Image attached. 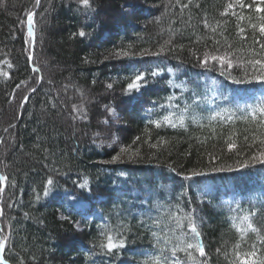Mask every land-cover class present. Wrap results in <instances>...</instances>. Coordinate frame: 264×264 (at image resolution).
Masks as SVG:
<instances>
[{"label":"trees","instance_id":"1","mask_svg":"<svg viewBox=\"0 0 264 264\" xmlns=\"http://www.w3.org/2000/svg\"><path fill=\"white\" fill-rule=\"evenodd\" d=\"M108 1L90 0L85 9L79 0H41L31 45L27 14L35 0H0L4 256L10 264H146L159 255L158 241L164 246V238H172L174 218L194 213L206 256L194 254L207 264H231L240 243L233 225L246 227L240 217L250 215L264 236V163L252 159L264 151V126L243 107L233 111L241 115L221 117L230 92L237 96L238 87L251 83L264 88L253 78L258 66L247 63L260 53L255 41L264 39L251 27L259 24L257 14L237 5V15L221 16L235 0H192L182 16L177 0H141L131 6L133 13L120 10L122 0ZM205 19L215 33L204 28ZM206 53H228L232 68L202 66ZM118 56L121 62H105ZM140 73L146 80L126 92ZM112 91L116 101L109 98ZM113 102L126 104L129 129L122 148L108 152L92 135L101 127L103 106ZM49 177L55 184L45 195ZM78 201L87 205L84 212ZM78 221L82 228L74 231ZM105 225L125 241L114 254L99 247ZM253 244L264 254L252 232L240 251ZM177 257L190 264L185 253Z\"/></svg>","mask_w":264,"mask_h":264},{"label":"snow or ice","instance_id":"2","mask_svg":"<svg viewBox=\"0 0 264 264\" xmlns=\"http://www.w3.org/2000/svg\"><path fill=\"white\" fill-rule=\"evenodd\" d=\"M179 7L181 9V16L185 9L190 8L192 5V0H188V3H182L181 0H177ZM41 0H35V7L40 6ZM79 4L83 6L85 9H90L91 4L90 0H79ZM239 5L241 8H247L249 11H254L257 15L255 16V20L259 21V24L251 23L253 17H248L251 27L255 30L258 27L260 37L264 38V0H252V3H245V0H235V3H228L224 11L221 13V16H226L230 12L232 15H237L233 9ZM199 7V5H197ZM47 11V10H45ZM34 15L35 13L29 11L27 14V27H28V35L30 37L34 36L33 27H34ZM43 15V14H41ZM240 20L245 19L244 16L240 15L238 17ZM204 28L208 29L211 28V25L207 19L203 21ZM217 27H219V22H217ZM212 32L215 33L217 31L216 28H211ZM179 31V30H177ZM239 32L243 33L244 29L239 28ZM79 36H85V32H79ZM259 43L260 53H255L252 59L247 61L248 64L252 65L253 68H257V74L253 77L256 80L264 82V39L260 41H255ZM165 43H171V40L166 41ZM182 47V46H181ZM231 47V46H229ZM161 51H163L164 45H160ZM160 53H153V55H159ZM209 60L219 62L221 67L225 64L228 67L232 66L231 60L228 58V53L225 55H211L209 56L207 53L204 55L203 59L200 61L202 66L208 64ZM28 61L31 63L33 61L32 55L28 56ZM11 67V65H9ZM32 71L34 73H39L40 69L38 67L33 66ZM3 75H7V73H3ZM152 76H156V72L151 73ZM42 77L37 78L36 83H41ZM146 77L143 73L137 74L132 81L127 85L126 92H130L132 90H138L141 86V82L145 81ZM238 83L241 81H237ZM23 83V82H21ZM20 88V84L16 85V89ZM108 88H112V85L109 84ZM15 92V90H13ZM32 92H35L36 89H31ZM29 97L25 95L21 102V107L28 101ZM219 115V114H217ZM248 115L251 116L253 121H256L261 126H264V102H262L258 107L252 108ZM214 118V117H213ZM180 126L183 127V116L181 115L179 118ZM165 122L170 124L171 127L175 128L177 125L172 123L171 120L165 117ZM156 127H160L161 124L159 121H151ZM139 139V137H137ZM264 143V141H262ZM234 145L229 144L228 149L229 151L232 150ZM121 151H125L121 149ZM120 157L113 156L112 162H115ZM253 160H259L261 163H264V151H260L258 155L252 157ZM246 166V165H245ZM7 181V177L3 174H0V192L4 191L5 183ZM55 181L52 177H49L44 183V193L45 195L48 194L50 188L54 186ZM88 181L85 180L82 184L78 185L80 188L86 187ZM11 205H9L10 207ZM0 215H2V210H0ZM67 219V217H65ZM242 224H246V227L237 226L236 224L233 225L236 232L239 234L240 243H237L233 247V251L231 255L233 256V260L231 264H264V254L258 255L257 249L255 244L252 245V250L248 252L240 251L241 244L245 242V237L249 232L256 233L258 241L264 245V236L260 235V230L253 225L251 222L250 215H243L239 218ZM175 225L174 229H170L172 233V238L165 237L164 238V246H159V255L154 257H150L149 261H146V264H183V262L177 257L178 252L185 253L187 260L190 264H207V261L200 260L194 253H198L199 257L206 256V252L204 247L202 246L200 240L198 239L200 236V232L197 230L196 220L194 218V213H188L182 217H175ZM184 221L187 222V231L183 229ZM2 231V229H0ZM155 236V233H153ZM8 237L7 236H0V264H10V262L5 258L4 253L6 249ZM194 240L195 242H192ZM99 247L102 250H106L109 254H114V252L118 249H122L125 247V241L121 238V234L119 231H115L111 226L105 225L101 231V242ZM166 253H170L167 255ZM19 264H23V261H20Z\"/></svg>","mask_w":264,"mask_h":264},{"label":"rangeland","instance_id":"3","mask_svg":"<svg viewBox=\"0 0 264 264\" xmlns=\"http://www.w3.org/2000/svg\"><path fill=\"white\" fill-rule=\"evenodd\" d=\"M106 1L108 3H111L108 0ZM140 4H142L141 0H122V5L120 6V10L122 9V10L127 11L128 13H133L134 10H132L133 8H131V6L140 5ZM109 6H112V5H105V9H109ZM117 7H119V5ZM38 8L39 6L36 7L35 9L38 11ZM35 9H34V13L36 12ZM135 12H136L135 13L136 15L137 12H140V11H135ZM111 26H113L112 23H111ZM208 55L211 56V55H218V54L210 53ZM219 55H225V54H219ZM228 58L231 59L229 56ZM120 60H123V59L119 56L117 58L107 57L105 59V62H108V63L121 62ZM214 62L219 64V62L211 61V60H209L208 64L214 63ZM224 66L227 70L231 69L233 66V62H232L231 67H228L226 64ZM252 86H255V85L251 83L248 86H241V87L236 86L238 87L237 89L238 93H237V96H234V97L232 96L233 93L230 92V94L228 95V99L226 101V105H225L227 107L222 110V113H226V114L222 115L221 116L222 118L227 117V116H233L236 114L241 115L233 111L236 110L237 108H242V107L245 109L251 110L252 108L258 107V104L264 101V88L253 89ZM110 93L112 94V96L109 95V98L116 101V96L113 95L116 93V91L115 92L112 91ZM260 93H263V95L258 96V94ZM106 94H108V91ZM173 99L174 98H172V100ZM106 106L107 107L103 106L102 112L99 113L101 127L99 130L93 132L92 137H93L94 143L98 144L99 146H102L108 152L114 149L115 151H117L119 148H122L121 146L122 134L124 133V131L126 133L127 129H129V123H128L129 118L125 119V117L127 116L125 114L126 104H124L123 102H120L115 105L113 102L112 104L111 103L106 104ZM76 205L80 208V211L82 212H84L83 210L87 208V205L81 201H78ZM73 228H75L74 231L80 230L82 228L81 222L80 221L76 222Z\"/></svg>","mask_w":264,"mask_h":264},{"label":"water","instance_id":"4","mask_svg":"<svg viewBox=\"0 0 264 264\" xmlns=\"http://www.w3.org/2000/svg\"><path fill=\"white\" fill-rule=\"evenodd\" d=\"M36 10V9H35ZM34 12V11H33ZM33 33H34V30H33ZM32 45H33V43H34V40H35V37L34 36H32ZM30 55H32V53L30 54Z\"/></svg>","mask_w":264,"mask_h":264},{"label":"bare ground","instance_id":"5","mask_svg":"<svg viewBox=\"0 0 264 264\" xmlns=\"http://www.w3.org/2000/svg\"><path fill=\"white\" fill-rule=\"evenodd\" d=\"M32 45V44H31ZM28 96V95H27Z\"/></svg>","mask_w":264,"mask_h":264}]
</instances>
